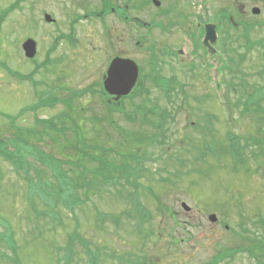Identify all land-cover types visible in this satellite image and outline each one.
<instances>
[{
  "label": "rangeland",
  "instance_id": "1",
  "mask_svg": "<svg viewBox=\"0 0 264 264\" xmlns=\"http://www.w3.org/2000/svg\"><path fill=\"white\" fill-rule=\"evenodd\" d=\"M13 1L0 0V9ZM24 1L31 4V16L43 23L31 31L38 41V52L33 59L53 62L35 71L34 61L26 59L21 49L27 29L23 24L28 13ZM142 2L140 15L149 23L154 19L155 8L151 0ZM236 4L246 9L256 6L260 12L253 16L249 10L250 16H245L252 22L248 40L245 36L239 37L240 29L226 32L221 26L214 43L216 49L225 62L230 57L239 62L234 71L220 69L216 72L220 60L203 53L194 35V30L198 29L194 24L196 20L214 22L219 7L232 13ZM187 5L190 31L185 41H181L179 31L172 28L169 33L143 29L145 45L142 47L128 39H114L110 42L112 45L107 46L101 22L94 17L73 22L76 16L96 9L98 0H19L18 10L12 13V26L7 21L2 23L0 62L13 71V76L7 79L0 72V139L20 157L23 167L26 162L33 161L49 182L55 181L51 176L52 168L43 165L38 156L41 160L50 156L61 163L59 166L64 170L84 177L83 169L72 170L75 158L67 154L68 151L80 152V139L84 142L82 139L86 138L85 144L93 158H102L108 153L110 143L125 139L117 126L132 132L142 128L154 131L149 124H142L141 119L139 122L127 119L119 112L124 110L122 106L126 110L134 109L130 107L134 102L135 107H157L168 116L164 122L167 130L160 144L150 141L131 148L140 158L139 169L130 178V183H136L145 212L140 231L136 225L139 215L130 210L131 203L123 199L118 185L94 191L91 199L85 200L72 213L53 193L50 197L36 192L30 195L31 182L0 157V264H57V255L62 253L58 248L66 245L70 233L74 235V256L70 264L88 263L78 237L89 242L92 252L99 253L98 264H127L126 257L143 259L144 264H255L248 251L242 249L250 246L253 232L246 234L239 225L244 223L252 228L251 221L257 214L264 219V177L261 175L264 143H250L243 155L247 162L236 163L226 148V134L233 132L246 139L262 138L264 132L257 131L260 123L253 119L251 112L240 115L243 104L239 99L244 100L240 97L242 91L234 93L230 89L229 95L226 83L246 81L264 86V5L259 1L242 0H188ZM43 8L55 19V24L43 22L40 15ZM187 27L186 22L182 30ZM60 34H67V39H60L52 48L54 36ZM248 45L251 47L246 52ZM149 47L155 49V54L157 49L167 47L174 52L182 47L184 62H191L195 70L189 74L171 55L151 63ZM118 55L135 60L147 80L132 100L113 104L112 108L119 111H109L103 103L109 98L102 93L99 82L108 60ZM29 73L32 75L27 81L21 79V75ZM171 75L176 82L165 94L155 81L160 76L169 78ZM233 101L235 105H231ZM260 105L264 108V98ZM36 109L39 110L34 117ZM60 115L64 116L65 135L56 134L58 142L55 143L51 138L54 134L39 131L40 120ZM257 115L264 116V112ZM6 116L12 117V123ZM130 116L139 117L136 112H131ZM152 119L158 120L159 116ZM44 124L41 128L47 125ZM18 126L26 129L20 130ZM201 127L209 131L202 133ZM29 130H37V137ZM252 152L255 158L250 155ZM78 159L88 166L87 169L100 167L98 162L86 160L85 156ZM108 159L114 164L133 161L129 155L118 158L111 154ZM246 164L251 170L257 169L245 171ZM32 172L34 182L45 188L36 172ZM85 176L89 178L92 174L85 170ZM132 185L124 184L128 191ZM120 190L126 195V190ZM78 192L81 195L82 190ZM181 202L190 210H183ZM33 207L41 214L37 215ZM52 209L57 214L56 220L49 215ZM211 213L217 216L215 222L208 220ZM257 231L263 230L258 228ZM261 249L264 251V246Z\"/></svg>",
  "mask_w": 264,
  "mask_h": 264
},
{
  "label": "trees",
  "instance_id": "2",
  "mask_svg": "<svg viewBox=\"0 0 264 264\" xmlns=\"http://www.w3.org/2000/svg\"><path fill=\"white\" fill-rule=\"evenodd\" d=\"M247 32L248 30H246V33ZM250 47H251L250 45L247 46L246 52L250 50ZM239 57H241V55H239ZM229 61L233 68H237L236 63L239 62V60L236 62L233 59L232 61L230 57ZM236 84H237V87L240 86L241 90L244 93L240 95V97H244V101L242 102L243 108L241 109L240 112L242 114L248 111L253 112V114L257 116L255 117L254 115H252L253 119L257 118L256 122L260 123L258 125L259 127L257 131L263 133L264 132V116L257 115V113L259 114L263 113V109L260 105V101H262V98H264L263 97L264 89H262L261 87H257L256 84H250L246 81H241ZM234 85L235 84H233L232 87H235ZM250 86H251L250 91H246L247 88ZM261 90H263V92ZM137 91L138 90L135 89L131 93V95H129L128 98L131 99L132 96L136 95ZM135 104L136 103L134 102L130 103V107H134V109H130L127 111L126 113L127 119H133L132 117L130 118L129 113L136 112L139 115V118H137V121L138 120L140 121L141 119L142 124L143 123L149 124L152 127V129H154V131L149 132L147 129L142 128L140 131L132 132V131H125V129L121 128L120 126H117L118 132L121 134L120 136L125 137V139L115 144L110 143L111 146L108 150V153L105 154L104 157L102 158H93L89 153L90 150L87 148L85 144L86 138L82 139L84 142H81V139H80L79 142H80V146L82 147V148L79 147L80 152L74 153L73 151H68L67 154L69 156H74L75 158V163L73 165L72 170L75 168H79V170L83 169L84 177L78 176V174H73V173L71 174L69 172L70 170L68 169L64 170L62 168V165L59 166L61 163H56L55 161H53V159L50 156H48L47 158H44V160H41V157L38 156L37 159L39 161H41L45 166H49L52 168L51 176L55 178V181L53 183L49 182L48 181L49 179L47 178V176H45V178L42 177V174L40 170L38 169V165H35L33 161L26 162L25 166L23 167L22 166L23 161H21L19 156L18 157L15 156L10 151L4 139H0V157L9 161L12 164L14 170L22 172L23 174L21 173L20 174L22 176L24 175L23 177L31 182L30 184L32 186L30 189V195H33V193L36 192L44 197L46 196L50 197V195L53 193L56 195L57 198L61 199L62 205L66 207V209L70 210L72 213L79 205L83 204L85 200L91 199L90 197L91 193H93L94 191L95 193L99 192L100 188H102L103 190L108 188L109 190L110 188H116L118 185L120 189L126 190L124 186L125 183L126 185L133 184L132 185L133 188L131 189V191L126 190V195H124L120 189H119V193L122 195L123 199L131 203L130 210L136 212L137 215H139L138 217L140 219L136 225H137V230L140 231L142 223L144 222V220L141 219V217L145 214V212L143 211L144 207H143V204L140 198L138 197V191H137V186H136L135 181H132L130 183V178L132 177L131 174L136 173L139 169L140 158L137 157V155L133 153L131 148L138 147L139 144L150 142V141L152 142L155 141V142H158V144H160L161 138L165 135V131L167 130V127L164 126V122L166 121L168 113H165L162 110H158L157 107H147V106H144V104H143L144 107H139V106L135 107ZM46 105H52V104H46ZM153 116H159V119L158 120L152 119ZM6 118L9 119L10 123H12L10 120L12 118L11 116H6ZM63 120H64L63 115H60L57 117H51L45 120H40V123L42 124V126L45 125L44 123H47V125L43 128H41L42 127L41 126L39 128V131L45 132V133L49 132V133L54 134V136H51V138L54 139L55 143H57L58 139L57 137L55 138V135L56 134L65 135ZM19 128L20 130L26 129L22 127H18V129ZM17 130H16V133L18 134L19 132ZM156 130L157 132H155ZM200 130L202 133H204L205 131L206 132L209 131L208 129H205L202 127L200 128ZM28 132L31 135H34V137H37L38 135L37 130H29ZM20 138L21 137L19 133L17 139L20 140ZM226 138L229 140V142L226 144V148L229 149V152H230L229 154L235 157L236 163L245 164L246 159L245 160L243 159V153H244L245 148L247 147V143L246 142L243 143L244 139L241 136L234 135L233 133H230V132L226 134ZM250 138L254 139L255 137H250ZM253 142L255 144L264 143V136L262 138L254 139ZM3 144H5V146ZM122 147H124V151L121 152ZM123 152H125L126 154H123ZM111 154L117 155L118 158H121L122 156L126 157L127 155H129L131 160L133 157V161L131 162H133L134 164L127 160H122L119 164L111 163L110 159H108V156ZM251 154L255 155V153H251ZM79 156L80 157L85 156L86 160H90V161L95 160L96 162H98L100 167H96V168L92 167L91 169H87L88 166L86 164L84 165L81 159H78ZM131 164L133 165V167L131 166ZM85 170L87 174H92V177L88 178L87 176H85ZM32 171L36 172L38 177L42 180L45 188L43 189L40 188L39 185L36 182H34V179H32L31 177L33 173ZM245 171H250V168L248 167L247 164L245 166ZM261 175L264 177V170ZM122 180H124L125 183L124 182L122 183ZM55 182H58V183L55 184ZM78 190H82L81 195L79 194ZM33 209L37 213V215L41 214V212L37 210L35 207H33ZM49 215L52 220L54 218H55L54 220H56L57 214L53 211V209ZM134 218H135V214H134ZM251 223H252V228L249 227L247 224L244 225V223L239 225L242 232L246 234L250 233L251 230L253 232L252 233L253 240H251L250 246L246 248H242V249L243 250L246 249L248 251L249 255H251L254 258L255 264H264V251H262L261 249L264 246V240H263L264 239V234H263L264 219L260 214H257L256 219L252 220ZM258 228H261L263 231L261 233H258L257 231ZM247 238L250 239V237H247ZM73 239H74V235L70 233L66 245L63 248H58V252L60 253V251H62V254L57 255V258H58L56 261L57 264H70L71 261L73 260L72 259V257L74 256L73 242H72ZM82 240L83 239H79V237L77 238V241L84 248L86 252L87 261H88L87 264H98L99 253L92 252L91 250L92 247L90 249L89 242L82 241ZM224 255H227V254L225 253ZM124 260L127 262V264H144L143 259H139L136 257H126Z\"/></svg>",
  "mask_w": 264,
  "mask_h": 264
},
{
  "label": "flooded vegetation",
  "instance_id": "3",
  "mask_svg": "<svg viewBox=\"0 0 264 264\" xmlns=\"http://www.w3.org/2000/svg\"><path fill=\"white\" fill-rule=\"evenodd\" d=\"M187 1L188 0H161V1L159 0L160 2L159 5H153L155 8L154 19L150 20L148 23V22L143 21L142 16L140 15L141 7L143 6L142 0H98L99 6L96 9H91L89 11L90 18L88 19H92L94 17L93 19L101 22L102 32L106 38L107 46H111L112 44L110 42L114 41V39L116 40L128 39V40H133V41L135 40L136 41L135 44L142 47L145 45V43L142 42L143 36H144L142 34L143 29L148 30V31L154 30L156 32L167 31V33H169L172 28V30L176 31L177 33L179 31V35L181 36L180 40L185 41L188 36L186 33L190 31V26H189L190 11H189L188 5L185 6ZM242 1H247V2L259 1L261 2L262 6L264 5L263 4L264 0H242ZM24 2H27V1H24ZM14 3L15 1L9 3L8 5L0 9V18H3L2 23L7 21V23H9L12 26L13 21H14L12 17V13L14 10H18V7H13ZM30 6L31 4L27 2L25 9L27 10L28 13L25 16V20L23 23L24 26H26L27 28L25 29L26 34L24 35V39L33 38L36 41L37 48H38L37 38L35 35L31 34V31L37 30L40 27V24L42 23V21L31 16L33 11L31 12ZM237 6L238 4L235 5L234 12L232 13L228 12V16L231 15L229 16V21L235 26L237 24L252 23V22L247 21L245 19V16L247 15L250 16L249 10L251 14V9L253 6L248 7L247 9L245 8L244 5H242L241 7L240 6L237 7ZM45 13H46L45 9L44 8L41 9V12H40L41 17H43ZM221 13H222V9L219 7V9L215 11V15H216L215 20L217 19V21L214 20V22L206 21V20L199 22L198 20H196L194 25L195 26L197 25L198 29H197V32H195L194 29L193 30H194V35H196L198 42L199 40L201 41V39L204 36V25L206 23H214L215 28H216V35L217 36L219 35L220 28H221L220 26ZM99 14L101 15V17L99 18L96 17V15H99ZM236 14L239 17L234 22L232 19V15L235 16ZM166 18H168V21L164 22ZM186 22L188 24V27L187 29L182 30ZM49 24H55V21ZM11 26H10V31H12ZM213 50H214V53L212 56L214 58H219L220 52L217 51L216 44H213ZM149 51H151L153 54V55L152 54L150 55L151 63L153 62L155 64L156 60L162 59L163 56L171 55V56H175L174 60L176 62H179L181 67L185 68L188 71V73H190V70L193 68L189 62H187V64L184 62V56L182 55L183 53L182 47L175 49L174 52L169 51L167 47L162 48V49H157L156 54H155V49H153L152 47H149ZM120 57H127V56H120ZM37 64H38V69L43 68V61H38ZM0 65H1L0 72L3 74L5 72L6 78L8 77L9 79H11L12 78L11 76H13V71H11L6 65H4L1 62H0ZM216 71H218V68H216ZM160 77L164 78L162 76ZM169 78L175 80V76L173 75L169 76ZM137 83H138V79H137Z\"/></svg>",
  "mask_w": 264,
  "mask_h": 264
},
{
  "label": "water",
  "instance_id": "4",
  "mask_svg": "<svg viewBox=\"0 0 264 264\" xmlns=\"http://www.w3.org/2000/svg\"><path fill=\"white\" fill-rule=\"evenodd\" d=\"M153 2L155 4H159L156 0H153ZM252 11L253 13H258L259 10L254 8ZM45 19L47 21H52L49 15H45ZM215 38V26L213 24H207L205 26V37L203 43L209 48V51L211 50L210 43H213ZM23 49L27 57H33L35 54V42L31 39L26 40L23 43ZM137 76L138 68L132 60L115 57L111 60L106 76L103 80L104 90L109 95L114 96L115 100H118L121 96L129 94L135 85ZM182 207L186 211L189 210V207L184 203H182ZM208 219L209 221L214 222L216 220V216L214 214H210Z\"/></svg>",
  "mask_w": 264,
  "mask_h": 264
}]
</instances>
